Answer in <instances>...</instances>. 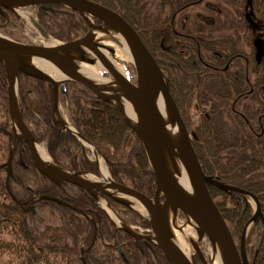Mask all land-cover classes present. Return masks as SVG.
Masks as SVG:
<instances>
[{
  "label": "trees",
  "instance_id": "obj_1",
  "mask_svg": "<svg viewBox=\"0 0 264 264\" xmlns=\"http://www.w3.org/2000/svg\"><path fill=\"white\" fill-rule=\"evenodd\" d=\"M94 1L120 13L141 36L168 81L203 172L257 197L260 212L246 236L245 255L248 264H264V130L261 133L262 127L264 129V98L259 99L261 108L255 112L242 111L244 119L234 113L240 112L238 102L230 103V99L237 98L242 91L240 86L245 82L247 71L258 100L259 89L264 86V56L257 62L253 51L239 56L233 50L221 49L222 43L225 45L228 40L231 43L229 38L215 41L197 38L199 40H188L185 46L187 53L183 54L187 56L184 57L186 60L177 55L179 66L175 68L171 64L175 61L172 59L174 52L159 45L155 28H164L174 36L169 28L172 16L202 0H159L169 13L165 19L144 13L147 0ZM258 3L262 6L259 16L264 17V0ZM36 16L40 26L61 41L73 40L88 30L79 12L60 4L38 5ZM7 19L18 24L15 13L2 9L0 30L17 39L10 32ZM193 32L196 31L188 33ZM208 51L218 53L204 56ZM230 58L234 59L230 64L232 67L217 69ZM211 66L215 69H210ZM250 71H254V79H250ZM196 74L201 75L198 81ZM207 78L220 81L222 91L215 97L224 101L228 115L239 127V131H234L227 139L223 137L226 133L219 124L212 120L213 115L201 116L200 122L194 126L190 120L188 99L192 97L195 86L200 87ZM6 82V68L0 63V227H11L6 229H10L12 236V240L0 238V252L15 256L10 264H84L81 257L87 264H169L154 243L116 227L88 191L66 181H54L33 167L27 147L13 127ZM186 82L189 85H185ZM60 102H64L68 109L70 123L103 156L111 178L151 197L155 188L151 169L137 135L123 120L120 111L75 81L65 83L64 93L60 89ZM18 109L35 140L44 143L56 165L68 171L97 173L96 163L87 155L89 150L55 122L51 83L19 73ZM248 120H257L259 125L255 132L258 135L254 133V124ZM10 149L13 174L8 182L9 193L5 186L4 163ZM208 189L239 245L242 229L252 214L245 195L222 191L211 185ZM44 194L57 196L75 209L41 198ZM108 201L127 224L149 227V221L138 211L111 197ZM25 208L30 210L26 212ZM40 210H46L57 222L47 224L43 216L36 217L35 211ZM192 263L201 264L196 255H192Z\"/></svg>",
  "mask_w": 264,
  "mask_h": 264
},
{
  "label": "water",
  "instance_id": "obj_2",
  "mask_svg": "<svg viewBox=\"0 0 264 264\" xmlns=\"http://www.w3.org/2000/svg\"><path fill=\"white\" fill-rule=\"evenodd\" d=\"M46 3L60 4L79 12L87 22L89 31L80 38L68 42H59V45L53 47L21 43L5 36H0V62L6 67L8 110L13 126L21 132V134L17 136L25 141L33 167L41 174L54 181L63 180L72 183L87 190L93 195H95L96 192L103 193L104 195L120 200L106 190L113 189L120 195L129 196L141 202L154 237L150 238L146 235H141L132 230L125 229L134 237L148 238L153 241L163 252L169 264H174L175 257L178 255H176V252H174L169 245L171 232L164 214V209L166 207L170 209L173 215L177 212H181L188 217V221L194 223L196 241L200 240L204 235L209 236L213 241V245L215 244L221 249L224 264H248L244 252V242L248 228L259 213L258 201L252 192L232 184L223 183L203 172L179 109L170 93L167 79L136 30L117 11L93 0H0V10L1 8L13 10L15 7L43 5ZM87 16L99 19L101 23L95 24L91 22ZM247 18L254 29H263L262 26L256 25L249 15H247ZM105 23L113 26L126 42L132 57L136 83L121 76L117 70L112 68V66L104 60L102 55H99L95 51L97 43L94 41L91 31L101 27L102 24ZM87 39L91 42L92 50H87L86 52L85 50H78L77 46ZM102 48H105L113 54V49L109 46H102ZM263 53L264 48L259 47L257 53L258 60H260ZM36 59L46 60L57 66H61L66 76L55 81L48 73L30 66V61ZM86 59L89 60L90 64L97 62L102 65L104 67L103 71L107 72L112 78L111 82L115 83L118 81V85L131 97L139 116L137 125L132 126L128 123L126 118H124V120L137 135L151 169L155 185L154 193L151 198L129 186L116 183L112 179L105 184H93L90 180L83 177L84 174L81 171H67L60 167L50 171L41 168L36 162V141L22 120L18 109V73L41 78L52 84L55 111L57 109L58 87H61L64 91V83L66 81H77L92 90L102 100L112 103L121 111L122 116H124L122 108L117 101L114 102L108 98H104L94 87L92 81L77 71V62H82ZM159 93H161L166 102L181 143V157L188 180V188L176 186V184L170 180L164 168L163 148L168 146L169 140L164 130V123L154 104V98ZM72 129L73 133L84 143L91 145L90 142L81 137L74 128ZM11 159L12 150L9 151L7 161L4 164L6 169L5 185L9 193L8 180L12 176ZM208 185L226 192H238L254 200L255 211L242 230L239 247H237L230 228L210 195ZM11 196L14 199L12 194ZM161 197H163V199H161ZM41 198L75 209L68 202L57 196L44 194ZM120 201L129 204L128 201ZM212 233L215 235L216 239H214ZM192 246L199 259L203 261L202 253L198 249L196 242H194ZM81 260L86 264L84 258ZM190 264H192L191 261Z\"/></svg>",
  "mask_w": 264,
  "mask_h": 264
},
{
  "label": "rangeland",
  "instance_id": "obj_3",
  "mask_svg": "<svg viewBox=\"0 0 264 264\" xmlns=\"http://www.w3.org/2000/svg\"><path fill=\"white\" fill-rule=\"evenodd\" d=\"M260 1L261 0H202L198 4L186 7L182 11L173 15L171 18L172 24H170L169 28L174 29L178 34L181 33L187 34L188 32L196 31L193 32L192 34H197V32H199L200 34L202 33L204 35L202 37H204L205 40H213V41L226 40V39L228 40L229 38L231 39V43H229V40L228 43L225 45L222 43L221 49H225L226 51L233 50L237 54L243 53L244 55H247L252 51L254 54H256V50L254 49L256 46L255 44L259 42L261 46H264V29L263 30L254 29L249 19L247 18V15L250 16V18L256 25L262 26L264 28V17L259 16L260 14L259 10L262 8V6L258 3ZM160 3L161 2L159 0L145 1L144 13H149L155 16L157 15L164 19L167 18L169 14L167 8L165 7L162 8ZM16 13L20 18V19L18 18L20 20L18 23L20 26L19 25L9 26V30L12 33V35L16 36L17 40H20L23 43H33L40 45L45 43L46 41L45 38L40 36L36 28V25L34 23L36 20L35 9L33 7H24L17 9ZM126 21L129 22L128 20ZM129 24L132 26L130 22ZM155 31L157 34L156 37L158 41H160L159 42L160 46H162L163 48H167V47H171L172 43L174 44V42L170 41L171 33L169 31L164 30V28H155ZM207 36L210 37H208L207 39ZM110 48L113 49V54H114L115 49L113 48V46H110ZM176 48L177 50H179L178 45ZM209 54L213 55L214 51H208V53H205L203 55L207 56ZM131 61L132 59H125L121 65L128 74V78L132 82H135L136 76H135V71L131 68ZM233 63H234V59H232V64ZM103 75L107 77V75H105L104 73ZM250 79H254V75H252L251 73H250ZM185 85H189V83L186 82ZM240 88L242 91L244 90L246 91V89L247 90L249 89V87H246V89H244L243 85L240 86ZM198 91H200V93ZM221 91H222V86L220 84V81L215 78H211V79L207 78L206 80L203 81L200 87L195 86V89L192 92V97L188 99L189 108H190L189 114H190V120L192 122V126L197 125L200 122L201 116L209 117L213 115L212 120H215L219 124L222 131L226 133L225 135L223 134V137L227 139V137H230V135L233 134L234 131H239L238 130L239 127L236 124V121L233 120V118L228 115V112L224 107V101L222 99H217L215 97V94ZM258 94H259L258 100L256 99L252 101H250L249 97H247L249 96V94L240 96L237 100L238 102L237 109L240 112L236 111L234 113L237 114L241 119H244V116L241 113L243 112L253 113L256 111V109H260L262 102H260L259 99L261 97L264 98V86L263 88L259 89ZM63 103L61 102L60 110L64 118L65 117L67 118L68 109ZM211 112L213 114H211ZM248 121L249 123L254 124V133L255 135H258L257 131L255 132L256 128L259 125V123H257V120L256 122L254 120L252 121L248 120ZM263 130L264 129L262 127L261 133L263 132ZM40 145L44 146V143L40 142ZM87 155L88 157L93 158L92 152H88ZM101 162L105 166L102 157H101ZM120 197L129 201L130 205L136 207L137 203L133 199L130 200L123 195H120ZM245 197H246V203L249 204L251 207L252 210L251 216H252L255 211V202L251 197L246 195ZM99 206L101 208H104L105 211L108 212L109 216L113 219V221L116 224H119L117 221L118 220L117 216L115 214L116 212L114 210H112L113 213H111L109 211L110 208L103 206L100 202H99ZM24 210L27 212L30 209L25 208ZM35 212H36L35 213L36 217L40 218V216H43V219L47 222V224L57 222L52 218L53 217L52 215L46 212V210H40ZM259 212H260V205H259ZM144 213L142 212L143 215H145ZM112 214L115 215L117 220H115ZM175 220L178 229L182 230L185 228L184 225L187 223H182L179 216L178 219ZM255 220L253 221V223L255 222ZM6 228H11V227L9 226L0 227V238L3 240H12L10 229H6ZM193 228L194 227H192V232H193L192 234L194 236L192 237L196 239V234ZM249 230L250 227L247 231V234ZM176 233L179 236H181L180 232L177 231ZM185 240H186L185 242L188 243L189 245V254L191 255V253L193 252V247H192L193 242L190 240V237L187 235ZM212 250L213 248L211 247L210 250L211 255L209 252L210 264L214 263V258L212 259ZM14 259L15 256L10 253L0 252V264H10L11 262L14 261Z\"/></svg>",
  "mask_w": 264,
  "mask_h": 264
},
{
  "label": "bare ground",
  "instance_id": "obj_4",
  "mask_svg": "<svg viewBox=\"0 0 264 264\" xmlns=\"http://www.w3.org/2000/svg\"><path fill=\"white\" fill-rule=\"evenodd\" d=\"M36 22V20H35ZM36 24V23H35ZM38 32L40 36L45 38V46H56L59 45V42L52 38L50 35H48L46 32H44L41 28H38ZM91 34L94 38V41L97 43V46L95 48V51L104 57V60L112 66L115 70L118 71V73L121 76H124L125 78H128V74L124 70L123 66L121 65L122 62L125 59H132L131 54L129 52L128 46L122 36L116 31V29L105 23L102 24L101 27L95 28L91 31ZM0 36H3L0 33ZM107 45V46H113L115 49L114 54H111L108 50L105 48H102V46ZM78 50H92L91 47V42L87 39L80 43L77 46ZM93 52V51H92ZM94 53V52H93ZM151 53V52H150ZM30 66L38 68L46 73H48L55 81L60 80L61 78H64L66 75L64 71L62 70L61 66H57L56 64H53L49 61L46 60H32L30 61ZM104 70V67L100 65L97 62L94 63H89V60H83L82 62H77V71L80 72L84 77L92 81L94 84V87L99 91V93L104 97L108 98L111 101H117L121 108H122V113L121 116L124 120L128 121L132 126L137 125L138 121V113L137 110L131 100V97L129 96L126 91H124L121 86L118 85V81L111 82L112 79L109 76H102V72ZM93 92V91H92ZM116 95H114V94ZM95 94V93H94ZM97 96V94H95ZM98 97V96H97ZM100 98V97H98ZM101 99V98H100ZM154 104L155 107L164 123V130L166 133V136L168 137L169 144L168 146L163 148V161H164V168L166 170V173L170 180L176 184V186L180 188H188V180L184 171V166H183V161H182V147L181 143L176 131L175 124L173 123L171 116L169 114L166 102L159 93L155 98H154ZM125 121V120H124ZM17 134L20 135L21 132L20 130L17 129ZM91 144V143H90ZM85 145L91 149L92 152V157L90 159L96 160L98 164V172L99 174H93L89 173L87 176L83 175L84 178L90 180L93 184H105L110 182V177L107 172L106 167L102 164L101 162V156L98 153L97 149L93 147L94 145H88L85 143ZM93 145V146H92ZM35 155H36V162L37 164L45 169V170H55L57 169V165L52 161L51 157L49 154L46 152V149L40 145V144H35ZM31 157V156H30ZM32 163V162H31ZM64 170V169H63ZM63 181V180H62ZM228 184V183H226ZM109 193H111L113 196L120 198V194H118L115 190L113 189H106ZM90 193V192H89ZM92 195V193H90ZM94 197H97V200L105 207L106 201L105 199L100 195V193H95V195H92ZM71 205V204H70ZM137 209L141 210L144 212V207L141 202L137 201L136 204ZM109 211L113 213L110 209ZM116 214V213H115ZM164 214L166 216V220L169 226V230L171 232V238L169 239V245L172 248L174 252H176L174 264H190V254H189V245L186 243V235L190 237V240L194 242L195 238L192 233V227H194V223L189 222L186 219L182 220V223H187L185 224L184 229H178L175 221H174V215L171 213L170 209H167V207L164 209ZM116 219L115 215L112 214ZM117 217H119L116 214ZM109 218L112 220V218L109 216ZM224 218V217H223ZM225 220V219H224ZM119 224H123L120 220H117ZM195 230V228H193ZM180 232L179 236L176 232ZM195 232V231H194ZM196 234V233H195ZM214 239L215 235L212 233ZM183 236V237H182ZM142 240H149L148 238H140ZM210 252V248H209ZM211 255V252H210ZM214 258V263L212 264H224V259H223V253L219 246L214 244V248L212 250V259Z\"/></svg>",
  "mask_w": 264,
  "mask_h": 264
},
{
  "label": "flooded vegetation",
  "instance_id": "obj_5",
  "mask_svg": "<svg viewBox=\"0 0 264 264\" xmlns=\"http://www.w3.org/2000/svg\"><path fill=\"white\" fill-rule=\"evenodd\" d=\"M172 32H173L174 36H170V41L171 42H174V44L172 43V46L171 47H168V48H165V49H168V50H171L172 52H174V55L172 53V59H175V61L171 62V64L173 65V67L176 68V67L179 66L178 65V61H177V55H180V56L182 55L181 58H183V59H185L187 57L186 55L183 56V54H185V52H186V49L187 48L185 46L189 42L188 40H190V39H197V38H200V39H203L204 40L205 38L202 37L204 35L202 33L200 34L199 32L197 34H189V33H187V34H185V33L178 34L174 29H172ZM208 37H210V36H207V38ZM197 40H199V39H197ZM177 45L179 46V50H177V48H176ZM181 47H184V48H181ZM255 50H256V48H255ZM216 53H218V52H215L214 51V54H216ZM238 55L239 56L240 55H243V53H240ZM247 60L248 59H246L245 61L247 62ZM202 64H204V63H202ZM230 64H232V59L231 58L229 60H227V62L225 63V65L222 68H217V69L218 70H225V69L229 68ZM204 66L205 67H208L206 64H204ZM230 67H232V66H230ZM209 68L210 69H215L214 66H211ZM245 69H248V68L245 67ZM250 72H251L252 75H255L254 74V71H250ZM247 73H248V71H247ZM247 73H246L245 82L243 83V86H244L245 89H246V86L249 87V89L248 90L246 89V91L245 90L244 91H241L240 93H238L237 96L239 97V96H243V95L249 94V96H247V97H249V100L250 101L256 100V97H255V88H254V85L250 82V80H248ZM196 77H197V81L199 79H201V75L200 74L199 75L196 74ZM234 77L237 78L236 75H234ZM236 81L239 82V80H236ZM260 88H263V87H260ZM238 97L235 98V99L234 98L233 99H230V103L237 102L236 100L238 99Z\"/></svg>",
  "mask_w": 264,
  "mask_h": 264
}]
</instances>
